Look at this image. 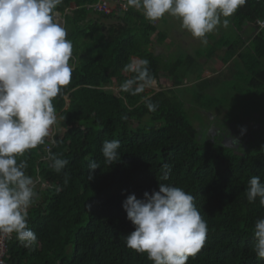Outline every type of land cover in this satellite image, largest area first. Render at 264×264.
<instances>
[{"label":"trees","instance_id":"obj_1","mask_svg":"<svg viewBox=\"0 0 264 264\" xmlns=\"http://www.w3.org/2000/svg\"><path fill=\"white\" fill-rule=\"evenodd\" d=\"M96 2L63 0L58 6L67 39L73 43V72L70 84L53 101L58 117H63L58 119L63 133L54 135L51 152L69 163L57 174L50 159L41 161L50 137L18 158L27 160V174L39 176L49 188L37 186L39 199L28 209L37 244L26 248L13 234L5 263L153 264L146 254L126 246L124 238L134 226L122 204L128 195L142 199L164 183L192 194L208 223L204 246L187 264H264L252 251L254 224L264 218V207L258 199L249 203L245 196L252 176L264 182V127L259 124L264 117V29L257 24L258 18L264 19V0H247L230 17L237 40L223 42L208 57L220 55L222 64L233 63V75H241L250 92L244 111L234 115L232 108L225 114L237 125L240 154L225 146V135L200 142L175 94L199 65V56L166 61L149 49L156 27L141 11L129 7L111 15L95 13L93 19L87 6ZM165 39L159 36L158 44ZM133 59H147L158 81V91L142 94H151L158 104L155 112L148 111L140 96L119 91L135 75L123 70ZM162 79L170 88L160 86ZM200 83L193 98L200 109L226 108L217 100L205 102L207 86L203 81L197 88ZM105 139L120 141L119 162L105 163L101 153ZM92 162L99 167L89 179ZM165 165L171 168L167 180L162 179Z\"/></svg>","mask_w":264,"mask_h":264},{"label":"clouds","instance_id":"obj_2","mask_svg":"<svg viewBox=\"0 0 264 264\" xmlns=\"http://www.w3.org/2000/svg\"><path fill=\"white\" fill-rule=\"evenodd\" d=\"M63 0H0V235L12 236L29 248L37 244L29 227L28 209L39 199L36 181L27 174L26 154L45 144L58 119L53 101L70 84L73 72V43L56 17ZM247 0H126V8L141 11L150 23L169 15L181 22L201 44L218 27L227 28L229 19ZM222 17L224 19H222ZM264 29V19H257ZM135 74L124 81L119 91L140 96L149 112L157 111L151 94L158 81L150 72L147 59H133L124 69ZM122 119H127L123 116ZM241 129V135L244 133ZM55 143V141H53ZM225 146H239L230 137ZM120 141L105 139L101 153L105 163L119 162ZM53 170L59 174L67 159L48 152ZM89 179L99 165L89 164ZM171 172L164 166L162 179ZM67 175V174H65ZM67 183V179H65ZM60 191V188L56 189ZM245 196L249 203L259 200L264 207V182L260 176L248 181ZM195 197L183 188L164 183L158 191L145 192L142 199L128 195L122 207L134 231L125 236L128 248L146 254L153 264H187L204 246L208 223L194 203ZM256 243L252 249L264 260V218L253 228Z\"/></svg>","mask_w":264,"mask_h":264},{"label":"rangeland","instance_id":"obj_3","mask_svg":"<svg viewBox=\"0 0 264 264\" xmlns=\"http://www.w3.org/2000/svg\"><path fill=\"white\" fill-rule=\"evenodd\" d=\"M222 19H224L222 17ZM230 20V18H228ZM158 26L160 32L166 36L165 42L160 44L156 43L150 50L154 54H159L165 57V60L171 62L180 57L199 56L198 66L193 69L191 75L184 82V86L175 90L176 96L182 102L184 106V112L188 120L192 123L194 128L198 131V139L200 142L205 140H217L218 135H225L223 143H227L230 137L240 138L235 133L237 125L229 121L230 117H226V109H234V115L240 114L243 108L249 103L250 92L245 88V82L241 75H233L235 67L233 63L222 64L223 59L220 55L218 57H212L209 60V54L213 48L218 47L227 41L237 40V34L233 30L230 22L227 28L222 26L218 27L213 33L207 35L208 44H201L199 39L193 38L191 33L184 30L181 27L179 19L165 15L163 19L154 23ZM206 84L207 88L204 90L206 98L205 102H217L221 103L223 107L220 109H212L207 112L199 108L195 103V95L198 94L197 89L201 87L199 82ZM160 86L170 88V83H165L164 80H160ZM113 91H117V87L111 88ZM158 86L155 91H158ZM217 107V106H215ZM213 107V108H215ZM246 110V109H245ZM259 124L264 127V117L261 118ZM136 125V124H134ZM134 128V126H133ZM247 128V127H245ZM253 128L250 125L249 131ZM63 130L59 127L58 122L54 126V135H61ZM252 133H254L252 131ZM251 133V134H252ZM218 134V135H217ZM228 134V135H227ZM231 147V146H227ZM236 154H240V147H231ZM42 181V180H41ZM42 183H44L42 181ZM46 187V186H45ZM49 188V187H48Z\"/></svg>","mask_w":264,"mask_h":264},{"label":"built area","instance_id":"obj_4","mask_svg":"<svg viewBox=\"0 0 264 264\" xmlns=\"http://www.w3.org/2000/svg\"><path fill=\"white\" fill-rule=\"evenodd\" d=\"M126 0H97L96 3L88 5L87 8L90 9L93 13H102L104 15H111L117 12H125L128 8L125 7ZM54 134L50 136V144L44 148V154L41 156V161H48V152L51 151L53 143ZM36 187L40 186L41 189H47L49 186L45 183H42L39 176L35 179ZM46 186V187H45ZM35 187V188H36ZM11 236L0 235V264L5 263V254L7 252V244L10 241Z\"/></svg>","mask_w":264,"mask_h":264},{"label":"crops","instance_id":"obj_5","mask_svg":"<svg viewBox=\"0 0 264 264\" xmlns=\"http://www.w3.org/2000/svg\"><path fill=\"white\" fill-rule=\"evenodd\" d=\"M90 18H97V16L95 15V13H91V15H90ZM56 19H57V21L60 23V24H62L63 25V19H62V17H61V15L60 14H58L57 15V17H56ZM154 26L156 27V32L152 35V37H151V39H152V45H151V47L149 48V49H151V48H153L154 47V45L156 44V43H158L157 42V39H158V37L159 36H165V34L164 33H162V32H160V30L158 29V26H156L155 24H154ZM158 34H159V36H158ZM166 37V36H165ZM166 40V39H165ZM165 42V41H164ZM166 42H167V40H166ZM165 42V43H166ZM151 51V50H150ZM152 52V51H151Z\"/></svg>","mask_w":264,"mask_h":264}]
</instances>
